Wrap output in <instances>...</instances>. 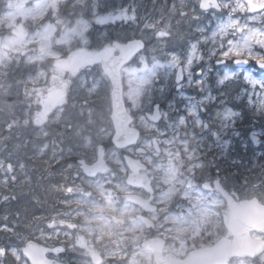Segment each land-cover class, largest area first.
<instances>
[{
	"label": "rangeland",
	"instance_id": "374dc122",
	"mask_svg": "<svg viewBox=\"0 0 264 264\" xmlns=\"http://www.w3.org/2000/svg\"><path fill=\"white\" fill-rule=\"evenodd\" d=\"M220 2L224 7L222 13L199 11L197 8L198 0H40L33 4L38 9L39 14L48 5L51 6V9L43 30L37 34L35 31L26 33L25 26L28 23L24 24L20 21L33 6L23 7L24 5L19 4L17 0H0V82L7 86L5 92L0 90V122L2 119L6 121L10 117V113L11 115L21 114L20 120L22 121L19 123L10 120L6 122L5 128H0V150L4 149L2 152L5 154L4 160H15L13 157L7 158L8 153H5L7 146L3 143L11 134H15L19 138L25 129L28 133H32L30 132L32 128L30 121L27 120L29 117L26 111H23L26 109L24 98L18 96L17 82L24 85L29 81L33 85L43 84V80L47 76L44 71L50 67V61L53 62L52 65L57 63L55 66L60 67L56 69L57 74H61V68L66 72L70 70L73 74H80L74 88L71 89L70 110L59 107L52 114L56 102L52 104L51 101L56 100L60 94L55 89L48 98L45 119L60 123L64 132L66 131L63 138V150L57 151L55 142H49L47 153L42 147L35 144L29 145V141L24 145L12 143V147L13 149L24 148L26 153H29L24 159L28 160L30 175L37 173L42 159L44 166L53 159L57 161V159L69 155H76L79 159L86 161L94 159L95 145L105 141L111 134L110 128L108 129L107 126L109 109L107 91L105 90L104 93L102 90L101 94L97 91L101 77L98 74L96 62L108 57L113 52L112 47H110L111 38L122 40L136 35L142 36L150 42L147 44L144 53L139 54L125 69L124 96L128 109L132 113L138 111V118L134 125L146 135L141 139V145L156 155V150L152 147L164 144L166 146L165 151L170 156L168 166H163L159 160L154 162L148 157L145 158L146 161H151L149 173L155 189L158 190L155 199L158 209L149 215L155 221L154 232L165 239L163 254L168 257L181 258L190 249L214 242L224 233L219 217L225 208L223 206L218 207L222 201L215 193L209 189H204V191L200 189L195 177L202 178L204 175V182L208 181L206 178L210 176V166L216 159L221 158L224 162L228 161L227 158L234 157L235 152L231 156H227V153L232 150V146L235 145V142L232 141L233 135L230 132L234 113H231L229 108L221 106V103L227 99L229 102H237L238 98H229V92L222 89V86L228 82L236 83L239 81L236 89H240L242 92L246 91L249 97L254 94L264 98L263 74L257 72L259 75H256L252 68L237 72V69L234 70L232 65L234 58L243 54L242 51L249 55L255 49H253L254 45H258L264 51V27L256 25L260 17L258 15L244 16V19L241 20L243 27H238L239 18L234 17L237 14L230 13L235 12L234 5L238 1L220 0ZM224 12H227L226 16H222ZM29 16L33 17L32 15ZM19 17H21L20 20ZM98 17L102 18L104 24L97 22V20L94 21L95 23L93 22V18ZM247 20L255 23L248 27L245 24ZM58 22H60L59 25ZM240 28L242 31L238 33L237 29ZM156 29H158L157 32H155ZM37 35H40L41 38L35 42L34 39ZM26 38L35 44L38 42L39 56L36 59L37 62L34 61L32 67L28 69L34 70L32 73L28 72L25 76L24 73L15 75L10 68V58L7 52L12 48L15 49L17 44H24ZM198 44L204 45V58L206 55L210 56L212 60L225 58L228 63L217 67L210 63L204 66L203 77L194 78L195 75L191 73V70L196 66L194 59L197 56V51L194 46ZM173 45L179 46L178 52ZM36 50L33 55L36 54ZM184 53H186L185 56ZM26 61L29 62V60ZM177 62L182 65L184 63L188 72V77L184 82L185 90L180 92L172 88V72ZM19 65L20 60L18 58L16 66ZM81 69L90 70L89 75L81 74ZM40 70L44 73H40ZM96 74L99 76L96 77L98 79H94ZM56 77L55 74H49V78L56 79ZM11 79L12 85L10 84ZM9 84L12 86V90ZM66 89V86L61 89L64 99ZM37 91V98L40 99V90L37 89ZM14 94L16 95L15 98ZM94 94H97V98H99L98 103L90 100L93 99ZM76 96L79 98L78 102L73 100ZM82 100H86L91 106H82ZM154 101L162 102L165 105L164 112H162L163 123L158 126L146 122L142 114L139 113L141 109L148 108ZM262 105L264 106V99ZM201 106L206 108L204 118L216 127L220 135L225 138L223 143L214 145L210 136L205 134L201 136L202 139L199 138L198 133L202 123L198 117L202 112ZM177 109L181 110L179 114H176ZM43 112H45V108ZM40 119L41 114L33 121L38 123ZM68 125L73 126L71 131L68 130ZM105 126L107 127L106 130ZM173 129L176 130V134L172 135L173 139L177 141L179 137V142L185 147L179 152L180 155L173 154L169 150L170 136L166 137V133L171 134ZM4 130L8 133L7 135H5ZM40 133L39 129L32 135H40ZM182 135H187L188 138L182 139L180 137ZM203 141L204 150L217 149L211 158L206 157L207 151H204V157L196 150L186 151L189 149L187 147L189 143L196 144L199 142L202 144ZM253 145L256 146L255 143ZM52 147H55L53 154H51ZM34 149L35 151H33ZM12 152L14 151H10L11 155ZM106 158L114 168L119 166L122 168L123 163L117 150L110 148L106 151ZM182 158L185 162L189 161L191 179L188 185H186V181H181L183 183L182 186L179 184L181 186L179 187L175 184V182L177 183L178 171L181 166L187 165ZM200 158L204 159L200 160ZM30 163L34 166H31ZM230 163L232 164V162ZM69 168L74 172L78 170L74 163H66L64 170ZM22 171L19 170L16 175H21ZM249 171L245 170L246 173ZM40 176V174H36L33 183L37 182ZM106 176L108 177L79 181L80 184L85 183L87 188L80 191L78 197L90 204H84L90 210L89 213L91 212V214L86 213V215L90 221L97 220L94 225L99 234L101 232L111 233L121 228V225H116L111 221V214L123 217L124 222L131 221L133 224L128 237L130 241L126 242L125 238H120L116 244L105 242L99 246L92 245L90 242V235L92 234L90 225L93 223L90 225L85 223L86 230H89L90 234L89 236L81 234L76 244L77 253L79 251L81 255L87 258V261L78 263L150 264V253L139 246L140 238L144 237L146 233L144 230L143 234V225L132 217L136 212V207L128 203H121V201L119 206L116 204L114 200L119 194L125 193L126 188L123 183L113 187L115 189L111 188L112 185L107 187L106 184L109 183V180L116 179L119 174L109 173ZM249 180L250 182H248ZM254 180L255 178L250 174L242 175L240 180L235 179L234 176L223 177L225 185H234L231 187V191L236 197L258 196L264 201V191L260 190L261 183L264 184V179ZM19 181L21 184H27L24 178ZM178 187L179 189L176 190ZM33 188L35 193L38 192L39 187ZM185 189L186 191H184ZM34 190L31 191L33 194ZM20 193L26 195L25 199L22 198V195L20 196V207L34 206V202L38 205L34 197L29 203L27 191L23 190ZM176 194L178 201L174 200ZM101 195L104 196V201ZM32 209L33 213L40 214L39 210ZM21 211L22 217L28 216L26 213L30 212L24 208ZM59 223H63L62 219ZM67 223L69 224V222ZM35 226L36 235L32 236V239L47 244L51 240V235L40 234L38 231L42 229L37 227V224L35 225L32 220V227L35 228ZM76 229L82 233L78 227ZM251 236L264 238V235L258 231H252ZM9 239L12 240L13 238ZM26 239L28 238L24 236L14 238L16 242L21 244ZM123 246H129L128 248L131 249L127 257V254L123 255L120 252V250L123 251L121 249ZM109 258L116 259V262L109 261ZM63 259L68 261L67 257ZM10 263L21 264L17 259H13ZM0 264H3L2 259ZM230 264H264V252L256 262L235 259Z\"/></svg>",
	"mask_w": 264,
	"mask_h": 264
},
{
	"label": "water",
	"instance_id": "95a60500",
	"mask_svg": "<svg viewBox=\"0 0 264 264\" xmlns=\"http://www.w3.org/2000/svg\"><path fill=\"white\" fill-rule=\"evenodd\" d=\"M219 8L215 0H202L200 3V8L207 9L209 7ZM118 48L119 54L111 57L110 59L102 62V68L105 73L110 78L112 89H111V99L113 111L117 112V118L119 124L117 126V131L114 136V143L122 147L130 142H135L138 137V131L134 128L129 127L130 117L124 110L123 100H122V84L120 79V68L126 63L139 49L142 48L143 43L138 39L130 40L124 44L114 43ZM240 62V61H238ZM261 67L264 68V63H259ZM152 121H158L159 114L157 106L154 110L153 116H149ZM103 157V147H98V159L92 166L85 167L89 175H93L96 171L105 170V165L102 162ZM142 167V166H140ZM89 169V170H88ZM139 178V184L150 189L148 186V180L146 175L142 174L136 176ZM141 182V183H140ZM133 184H136L133 182ZM216 188H218L226 198L229 205V212L226 216L229 232L234 235V240H220L217 244L201 248L196 251H192L188 258L183 261H171L163 257L161 253L164 241L161 238L148 239L143 242V245L150 248L153 251L154 264H225V262L232 255H249L254 256L259 253L264 248V241H253L249 239L248 235L242 232V227L259 228L264 231V208L257 206L255 200L247 202L246 205H251V207H244L241 202L235 203L232 198L216 183ZM148 201H141L140 203L147 208ZM145 204V205H144ZM234 206V207H233ZM238 210V213H237ZM244 210L245 213H242ZM250 210V211H249ZM250 212V213H249ZM151 225V223L149 224ZM29 245H35L28 243ZM40 247L38 245H35ZM42 248V247H41ZM45 250L44 248H42ZM27 250H31L27 247ZM31 264H46L43 260L42 250H38L36 253L28 256ZM49 264H61L54 261H49Z\"/></svg>",
	"mask_w": 264,
	"mask_h": 264
},
{
	"label": "flooded vegetation",
	"instance_id": "af4514ba",
	"mask_svg": "<svg viewBox=\"0 0 264 264\" xmlns=\"http://www.w3.org/2000/svg\"><path fill=\"white\" fill-rule=\"evenodd\" d=\"M202 54H204V50H203V52H202ZM203 61H202V63H201V65H199V66H197V67H195L194 68V71H195V74L197 75H204V56H203V59H202ZM25 60L24 59H21L20 60V63H23ZM17 68H21V67H17ZM17 68H15V69H17ZM24 70H27V69H24ZM200 70V73H198V71ZM61 77L60 76H58L57 78H56V81H57V83H58V88L57 89H60L61 88V81L63 80V78L62 79H60ZM60 79V80H59ZM50 84H52L51 82H49V81H47V82H45L44 83V85H46V86H49ZM25 85H21V91L22 90H25ZM24 88V89H23ZM183 89V88H182ZM59 100V99H58ZM29 102H30V104H32V102H31V99L29 98ZM178 111H180V110H178ZM146 112V111H145ZM190 124V122L188 121V125ZM57 132L60 134V135H62L63 134V130L62 129H60L59 128V126H58V130H57ZM174 134H176V130L175 129H173L172 131H171V135H174ZM199 134H201V135H204V132L202 131V132H199ZM170 135V136H171ZM200 135V136H201ZM183 138H188V136L186 135V136H182ZM171 142L173 143V145H172V149H173V151H182L185 147L183 146V145H181V143L179 142V141H176V140H171ZM202 144H200L199 142H197L196 144H192V143H189L188 145H187V147L189 148V149H186V151L187 152H191L192 150H196L199 154H201L202 156H204V141L203 142H201ZM134 150V148H130V150L129 151H133ZM145 156H147V152L142 156V158H145ZM189 160V159H188ZM187 163V166H188V163H189V161H187L186 162ZM183 169H186V166L183 168Z\"/></svg>",
	"mask_w": 264,
	"mask_h": 264
},
{
	"label": "bare ground",
	"instance_id": "6f19581e",
	"mask_svg": "<svg viewBox=\"0 0 264 264\" xmlns=\"http://www.w3.org/2000/svg\"><path fill=\"white\" fill-rule=\"evenodd\" d=\"M6 154L8 153V157L7 158H9V157H13L15 160H18V161H21V162H23V165L24 166H27L28 167V165L29 164H27L28 163V160L27 159H24L25 158V155L23 154V153H15V152H12V155H11V153H10V151H6L5 152ZM256 167H259V170H263V168H264V165L262 164V165H260V162L258 163V164H256ZM215 170H218L219 169V167H215L214 168ZM202 170H204V169H202ZM38 172V171H37ZM42 172H39L38 173V175L39 174H41ZM31 205V204H30ZM24 209H26V210H29L31 213V215H32V208H35V206H30V207H28V206H26V207H23ZM31 219V221L33 220V218H31V216H29V220ZM39 226H40V228L42 229L43 228V225H41L40 223H39ZM241 230H242V232H244L246 235H251V228L250 227H242L241 228ZM66 235H68L67 233H66ZM122 237L123 238H126L127 236L126 235H122ZM42 244V243H41ZM43 245V244H42ZM65 251V253L69 256V257H72V258H77V256H78V253H77V244L73 241V242H71V245H70V247L69 248H67L66 250H64Z\"/></svg>",
	"mask_w": 264,
	"mask_h": 264
},
{
	"label": "trees",
	"instance_id": "16d2710c",
	"mask_svg": "<svg viewBox=\"0 0 264 264\" xmlns=\"http://www.w3.org/2000/svg\"><path fill=\"white\" fill-rule=\"evenodd\" d=\"M257 162L259 163L260 161L258 160Z\"/></svg>",
	"mask_w": 264,
	"mask_h": 264
}]
</instances>
